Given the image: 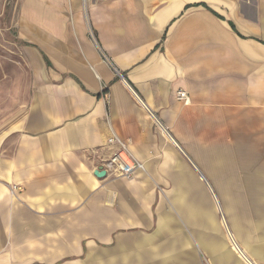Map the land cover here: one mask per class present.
<instances>
[{
	"label": "crops",
	"instance_id": "crops-1",
	"mask_svg": "<svg viewBox=\"0 0 264 264\" xmlns=\"http://www.w3.org/2000/svg\"><path fill=\"white\" fill-rule=\"evenodd\" d=\"M23 2L15 24L30 87L0 128V264H202L195 226L167 225L172 208L159 209L156 187L184 182V173L168 171L182 164L173 146L194 122L201 166L214 168L217 184L248 167L238 195L257 211L251 197L264 196V135L248 134L243 144L233 125L234 144L213 155L206 138L215 144L236 113H264V0ZM112 136L141 164L130 179L103 167L118 149ZM200 206L206 233L213 217ZM235 207L251 232L232 218L234 233L264 264L258 214L244 220ZM253 229L262 246L251 243ZM218 258L245 264L228 251Z\"/></svg>",
	"mask_w": 264,
	"mask_h": 264
},
{
	"label": "rangeland",
	"instance_id": "rangeland-1",
	"mask_svg": "<svg viewBox=\"0 0 264 264\" xmlns=\"http://www.w3.org/2000/svg\"><path fill=\"white\" fill-rule=\"evenodd\" d=\"M23 1L0 0V128H3L2 126L6 120L8 122L12 121L19 113V109L26 104L27 92L30 87V68L25 61L24 54L25 43L20 40L15 24L16 19L20 17ZM231 117L232 115L227 116V119L232 121ZM235 117L237 118L236 124L232 123L229 127L223 126L220 129V134L216 135L215 144L213 141L215 136L206 138V148L211 155L214 154L211 151H214L215 148L217 152H221L230 149V146L234 144L233 125H237V135L241 137L243 140L241 143L243 144L248 134H253L254 138L264 135V113L262 115L260 112L236 113ZM247 120H252V123L250 125L248 122L245 123ZM153 122L160 133L164 134L165 132L166 135H171L170 131L162 130L163 127L161 128L157 122ZM191 125L187 129V138L182 139V145L174 139L176 144H173V148L182 158V164L176 163L175 169L168 171V174L173 175V177L179 176L181 173H184L186 177L184 182L174 178L177 184L174 190L171 180H168L169 184L156 187L160 196L159 209H165L168 206L169 209L172 208V211L168 210L167 225L188 226L190 224L195 226H191L192 230L195 231L191 235L196 238V254L201 259L202 264H225L218 256L227 251L233 255L232 261L239 260L240 256L245 264H260L252 259L248 249L239 242L230 220L236 218L241 223L244 233L250 235L251 229L243 226V220H241L237 211L233 213L234 206H240L243 208L244 220L256 221L258 214L256 228L264 229V196L251 197L256 203L257 212L243 195H238L239 190L245 193L247 184L245 179L251 173V170H247L248 167L246 166L233 167V171L231 170L233 178L231 183H215L219 174L209 171L210 169L214 170V168L201 166V164H204V159L200 158L202 155L200 156L199 152L196 123L192 122ZM261 129H263V132ZM198 159L201 161H197ZM251 168L253 167L251 166ZM220 185L222 188H220ZM187 199L192 201L194 209L192 212L186 210V215H184L182 207L186 206ZM230 201L234 206L230 204ZM199 206L202 211L204 208L208 210L213 217V226H209L210 231L205 229L206 233L202 232L203 225L206 226L207 224L206 218L200 212L201 210H196ZM204 234L206 235V242L203 239ZM209 236L211 239H209ZM251 237L253 245H263V235L259 230L253 229ZM219 248L220 250H218ZM231 249L234 250L231 251Z\"/></svg>",
	"mask_w": 264,
	"mask_h": 264
},
{
	"label": "built area",
	"instance_id": "built-area-1",
	"mask_svg": "<svg viewBox=\"0 0 264 264\" xmlns=\"http://www.w3.org/2000/svg\"><path fill=\"white\" fill-rule=\"evenodd\" d=\"M177 99L182 101L183 103H187L186 92H177ZM153 119V121L157 122L162 128L161 123L158 122L154 116ZM108 139V142L110 144H116L118 146V149L111 154V157L109 159H107L103 166L104 169L107 171H112L118 178L129 179L136 170L141 168V164H138L136 161L132 160V158L126 153V143L123 140L121 141L114 136Z\"/></svg>",
	"mask_w": 264,
	"mask_h": 264
},
{
	"label": "water",
	"instance_id": "water-1",
	"mask_svg": "<svg viewBox=\"0 0 264 264\" xmlns=\"http://www.w3.org/2000/svg\"><path fill=\"white\" fill-rule=\"evenodd\" d=\"M95 175H96L97 177H103V176L105 175V172L102 171L101 169H96V170H95Z\"/></svg>",
	"mask_w": 264,
	"mask_h": 264
}]
</instances>
